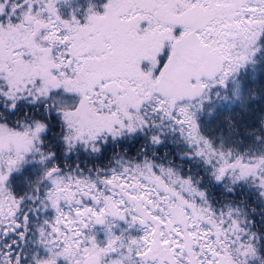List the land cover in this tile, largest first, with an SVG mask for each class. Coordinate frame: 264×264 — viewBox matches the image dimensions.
<instances>
[{
    "label": "snow or ice",
    "instance_id": "1",
    "mask_svg": "<svg viewBox=\"0 0 264 264\" xmlns=\"http://www.w3.org/2000/svg\"><path fill=\"white\" fill-rule=\"evenodd\" d=\"M0 264H264V0H0Z\"/></svg>",
    "mask_w": 264,
    "mask_h": 264
}]
</instances>
